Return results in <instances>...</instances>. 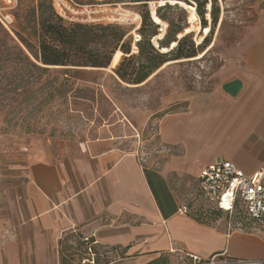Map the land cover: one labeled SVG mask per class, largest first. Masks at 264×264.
Wrapping results in <instances>:
<instances>
[{
	"label": "crops",
	"instance_id": "obj_1",
	"mask_svg": "<svg viewBox=\"0 0 264 264\" xmlns=\"http://www.w3.org/2000/svg\"><path fill=\"white\" fill-rule=\"evenodd\" d=\"M232 66L218 89L188 97L181 111L160 121L155 155L144 166L136 157L139 148L127 151L107 136L77 144L56 161L26 156L5 165L0 264H82L85 254L71 253L67 242L85 251L86 237L97 242L105 264L190 255L202 261L264 259V241L256 234L196 219L189 209L178 213L185 206L178 186L195 180L201 198L202 167L226 160L249 175L264 166V22ZM235 79L243 89L231 97L222 86Z\"/></svg>",
	"mask_w": 264,
	"mask_h": 264
},
{
	"label": "rangeland",
	"instance_id": "obj_2",
	"mask_svg": "<svg viewBox=\"0 0 264 264\" xmlns=\"http://www.w3.org/2000/svg\"><path fill=\"white\" fill-rule=\"evenodd\" d=\"M71 1L74 4L70 0H59L65 17L85 23L96 22V25H119L128 31L132 54L137 53L136 31L142 13L148 11L152 18L159 9L158 13L168 21L185 26L184 34L191 33L196 44L208 36L209 45L196 58L166 63L139 85L124 82L115 74L116 67L128 57L119 51L114 67L110 63L106 69L52 67L42 71V65L34 57L38 56V14L31 16L40 0H20L10 11L13 24L6 30L15 43L0 36V173L7 169L5 165L20 162L26 156L30 161H56L72 153L77 144L105 136L121 140L120 147L127 151L139 148L144 158L155 155L154 131L160 121L168 114L181 111L188 97L218 89L232 73L233 63L243 56L255 30L264 22V0H207L204 15L207 32L201 27L195 0H175L184 4L182 6L168 1L162 4L161 0ZM165 4L171 8H162ZM212 5L215 12L218 9L219 19L209 35ZM159 27L164 31H158V36L152 40L155 46L166 33L167 22H161ZM131 64L139 66L136 59ZM178 192L182 204L196 219L230 223L231 230H239V222L245 234H256L264 241V230L242 217L230 221L226 214L203 202L195 180L178 186ZM67 243L71 253L78 250V254L84 256L76 242L68 239ZM239 258L243 262L257 260L247 255ZM163 260L166 264H190L189 259L179 256ZM107 261L103 256L98 258V264ZM237 261L217 260L218 264H236Z\"/></svg>",
	"mask_w": 264,
	"mask_h": 264
},
{
	"label": "trees",
	"instance_id": "obj_3",
	"mask_svg": "<svg viewBox=\"0 0 264 264\" xmlns=\"http://www.w3.org/2000/svg\"><path fill=\"white\" fill-rule=\"evenodd\" d=\"M212 1L216 2V0ZM195 2L197 3L196 12L200 18L201 27L205 29L207 23L204 15L208 1L195 0ZM213 6H211L210 12L211 27L209 28V35L212 34L219 19L218 9L215 12ZM162 8L169 9L171 6L165 4ZM158 11L156 17L160 22H167L165 35L157 40V46H155L152 40L158 36L159 24L154 23L148 11L142 13V21L136 31L135 47L137 53L132 54L131 41L127 40L128 31L119 25H113L112 23L96 25V22L70 21L57 13L54 0H40L35 12L31 13V16H34L37 12L39 19V29L36 34L38 56L34 55V57L42 65V71H48V68L52 67L106 69L110 65L113 55L119 51L128 57H124L123 61L116 67L115 74L124 82L139 85L166 63L196 58L203 54L209 45L208 36L200 44H196L191 33L184 34L185 26L168 21ZM14 34L30 50L29 45L17 33ZM179 35L182 36L179 38ZM0 36L3 40L15 43L1 25ZM174 43L175 46L171 48ZM162 49H167V51L161 52ZM126 58L128 60H125ZM26 59L28 60L27 57ZM135 59L139 62L138 67L131 64ZM125 61L127 62L126 65H124ZM66 73L68 72L65 71ZM133 75L135 77L131 78ZM83 248L85 257L90 258L86 246H83ZM91 250L94 255L93 264H98L99 253L96 251L95 246ZM150 264H166V262L157 260Z\"/></svg>",
	"mask_w": 264,
	"mask_h": 264
},
{
	"label": "built area",
	"instance_id": "obj_4",
	"mask_svg": "<svg viewBox=\"0 0 264 264\" xmlns=\"http://www.w3.org/2000/svg\"><path fill=\"white\" fill-rule=\"evenodd\" d=\"M57 13L63 17L62 5L59 0H54ZM18 0H0V25L9 30L13 24L10 11L17 5ZM70 3L74 4L71 0ZM67 20H69L67 18ZM73 21V20H70ZM79 22V21H76ZM85 23V22H82ZM94 23V22H90ZM162 27L159 32H163ZM140 165L146 164V158L138 152L136 154ZM198 190L201 198L213 209L225 213L230 221L242 217L244 221L251 223L257 229L264 230V166L253 172L245 174L232 162L219 160L212 165L202 167L198 174ZM188 208L181 206L178 209L180 215H186ZM240 229L241 224L238 222ZM228 229L231 230L229 224ZM83 243L87 248L90 258L84 259L82 264L94 262L91 248L97 246L94 238H84ZM191 264H218L217 256L207 261L190 255ZM244 263L239 261V264ZM246 263V262H245ZM248 264H264V259L247 262ZM229 264V263H228Z\"/></svg>",
	"mask_w": 264,
	"mask_h": 264
},
{
	"label": "water",
	"instance_id": "obj_5",
	"mask_svg": "<svg viewBox=\"0 0 264 264\" xmlns=\"http://www.w3.org/2000/svg\"><path fill=\"white\" fill-rule=\"evenodd\" d=\"M222 89L231 97H237L243 89V86L238 80L235 79L224 83Z\"/></svg>",
	"mask_w": 264,
	"mask_h": 264
},
{
	"label": "bare ground",
	"instance_id": "obj_6",
	"mask_svg": "<svg viewBox=\"0 0 264 264\" xmlns=\"http://www.w3.org/2000/svg\"><path fill=\"white\" fill-rule=\"evenodd\" d=\"M161 3L164 4V3H167V2L164 1V0H161ZM168 3H170V4H176V3H179L181 6L184 5V4H182V3H180V2H177V1H175V0H169ZM188 9H190L193 13H195V12H194V9H193L191 6H188ZM192 18L194 19V15L192 16ZM152 19H153V21H154L155 24H160V23H161L160 20H159L155 15L152 17ZM207 31H208V28H205V32H207ZM154 45H155V44H154ZM174 46H175V43L172 44V47H174ZM166 51H167V49H162V52H166ZM119 55H120L119 52H116V53L113 55V57H112V62H111V67H114V66L117 64L118 59H119Z\"/></svg>",
	"mask_w": 264,
	"mask_h": 264
}]
</instances>
